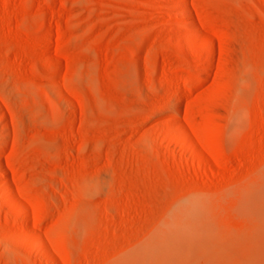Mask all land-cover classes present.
Returning a JSON list of instances; mask_svg holds the SVG:
<instances>
[{
	"label": "rangeland",
	"instance_id": "obj_1",
	"mask_svg": "<svg viewBox=\"0 0 264 264\" xmlns=\"http://www.w3.org/2000/svg\"><path fill=\"white\" fill-rule=\"evenodd\" d=\"M0 264H264V0H0Z\"/></svg>",
	"mask_w": 264,
	"mask_h": 264
},
{
	"label": "bare ground",
	"instance_id": "obj_2",
	"mask_svg": "<svg viewBox=\"0 0 264 264\" xmlns=\"http://www.w3.org/2000/svg\"><path fill=\"white\" fill-rule=\"evenodd\" d=\"M200 170V169H199Z\"/></svg>",
	"mask_w": 264,
	"mask_h": 264
}]
</instances>
